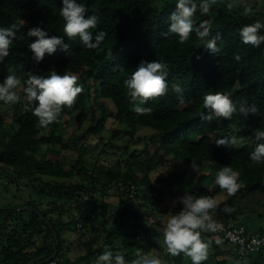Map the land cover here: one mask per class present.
<instances>
[{
	"label": "trees",
	"instance_id": "16d2710c",
	"mask_svg": "<svg viewBox=\"0 0 264 264\" xmlns=\"http://www.w3.org/2000/svg\"><path fill=\"white\" fill-rule=\"evenodd\" d=\"M156 1L86 0L88 14L97 15L100 19L98 29L108 33L99 49L90 50L81 45L78 37L64 35L61 0H0V27L18 24L20 20L23 22L18 24L17 39L10 46L9 55L0 62V80L9 74L8 71L26 77L27 72L46 75L55 69L59 74H75L82 87L73 106H62L58 121L46 128L37 126L29 100L19 102L12 125H6L0 113L2 133L9 132L0 149V168L6 169L4 173L8 175L3 178L15 188L4 185L12 200L0 206V264H45L54 252L55 258L61 260L62 251L74 250L76 244L83 247L84 255L74 262L66 259L65 264H95L105 244L111 246L114 254H124L131 264L136 249L130 250L131 245L124 238L131 239L136 234L130 227L131 232L127 235L126 220L150 223L149 218L139 213L142 208L150 212L149 216L154 220L151 222L163 229L169 210L163 202L171 193L156 189L148 173L143 171L145 163L153 166L145 150L136 153L126 147L123 152L126 159L104 169L101 183L88 186L65 184L64 180L75 174L77 165L64 170L58 162L61 150L67 148L63 143L62 124L65 119L71 120L74 130L79 131L89 117L95 120L96 111L100 118L89 127V132L101 133L108 119L123 126L130 140L136 138L138 131L147 129L152 132L150 140L156 146L159 162L172 157L192 170L190 160L195 159L200 167L208 168L205 180L196 187H182V195L184 192L210 197L225 194V201L218 203L214 211L210 210L212 217L217 218L214 220L234 221L240 215L238 209L243 200L264 206V165L254 166L249 161L256 143L264 142L256 138L257 130L264 131V44L254 47L242 43L239 37V30L244 25L257 19L264 23V14L235 0H215L206 14L197 10L196 23L209 19L211 34L221 36L217 42L218 51L212 54L198 43L195 32L183 43L176 34L168 32V19L176 0L166 2L160 8L155 7ZM229 3L233 4L232 8H228ZM248 8L252 12L245 14ZM37 25L44 27L50 36H64V42L70 46L68 53L58 48L55 54H46L39 63L33 60L27 44L36 38H29L26 33ZM92 31L95 35L97 29ZM236 54L241 57L239 61L235 60ZM156 59L169 65L166 78L169 91L165 96L148 101L145 106L152 108L150 114L138 115L133 111L134 104L130 102L123 82L142 60L151 62ZM175 84L183 87V100L174 91ZM209 91L229 95L237 105L246 101L258 110L248 116L237 111L231 119L213 117L211 121L203 120L201 113H209L203 106L202 97ZM34 103L38 104V101ZM1 104L5 103L0 101ZM235 128L243 130L237 137L245 138V144L217 146L215 140L231 138ZM43 143L46 144L44 149L41 148ZM56 145L60 150L53 149ZM39 151L41 155L37 159L36 152ZM223 166L241 172V188L231 196L215 184V172ZM174 179L176 183L183 180L181 175ZM23 188L32 193L23 195ZM140 188L143 189L141 195ZM151 190L155 197L148 195ZM113 196L117 200L111 204L108 199ZM257 197L262 198V203L256 200ZM225 204L233 208L231 213L223 212ZM23 207L31 211L21 210ZM181 208V204L177 202L173 206L172 202L171 213H178ZM111 209L117 214V223L102 242L88 229ZM37 214L53 229L57 245L49 227ZM253 215L252 212L246 217L251 219ZM254 216L255 219H264V213ZM241 225L248 232H264L261 229L250 231L249 227ZM156 237L162 239L159 241L161 248L151 250L156 251L164 264H191L190 258L183 253L175 257L168 254L162 233ZM202 238L210 241L207 260L202 264L242 261L236 254L220 249L218 245L212 246V236L202 235ZM257 255L264 260V249ZM254 257L256 255L245 260Z\"/></svg>",
	"mask_w": 264,
	"mask_h": 264
},
{
	"label": "clouds",
	"instance_id": "9594fccd",
	"mask_svg": "<svg viewBox=\"0 0 264 264\" xmlns=\"http://www.w3.org/2000/svg\"><path fill=\"white\" fill-rule=\"evenodd\" d=\"M60 16L64 20L63 33L68 38H79V42L85 49H99L108 37V33L98 29L100 19L95 14H88L86 0H61ZM215 0H176L175 8L168 19V32L176 34L181 43L188 41L193 32L199 37L198 43L204 49L214 54L218 51L219 33L211 34L212 22L203 19L196 23V13H209ZM228 8L233 4L229 3ZM252 12L251 8L245 9V14ZM23 22H18L21 25ZM17 23L9 27H0V60L9 55L10 46L17 39L19 30ZM93 29H97L93 35ZM27 37L36 38L27 44L32 53V59L41 62L45 55L52 56L59 48L65 54L69 51V44L64 42V36L49 35V32L40 25L31 27L26 33ZM211 37V38H209ZM242 43L259 47L264 44V23L259 19L246 24L239 30ZM241 59L239 54L235 60ZM26 78L10 72L0 80V101L5 104H15L20 100L18 89L23 87L27 98L32 102V114L37 118V126L46 128L57 122L62 111V106L72 107L82 87L77 83L75 74L64 72L59 74L55 69L46 75L27 72ZM169 65L163 60L141 61L136 69L124 80L130 102L134 104L133 111L138 115H148L152 108L145 106L152 98L165 96L169 91L167 77ZM23 81V83H22ZM174 91L183 100L184 89L180 84H175ZM38 104L34 103L37 102ZM202 103L208 110V115L201 113L203 120L211 121L213 117L231 119L237 111L248 116L257 112V107L248 105L241 101L239 105L233 99L222 92H206L202 97ZM256 138L264 141V131L257 130ZM217 146H226L235 143V137L218 138L215 140ZM249 161L254 166L264 165V142H257L249 154ZM193 170L199 168L195 159L190 160L189 165ZM241 172L230 166L220 167L215 172V184L225 190L229 196L234 195L241 188ZM182 205L178 213L168 215L163 227V242L170 256L175 257L183 253L189 257L191 264H202L207 260L210 241L202 238L203 232H216L220 227L211 215L218 207L216 199L210 196H195L188 192L173 200ZM233 208L227 204L223 212L231 213ZM219 242V241H218ZM135 259L131 264H164L155 250L145 251L136 248ZM95 264H129L122 253L113 252L110 245L103 246L102 253L97 257ZM236 264H247V261H237Z\"/></svg>",
	"mask_w": 264,
	"mask_h": 264
},
{
	"label": "rangeland",
	"instance_id": "374dc122",
	"mask_svg": "<svg viewBox=\"0 0 264 264\" xmlns=\"http://www.w3.org/2000/svg\"><path fill=\"white\" fill-rule=\"evenodd\" d=\"M170 0H157L155 3L156 8H160L164 3L169 2ZM238 4L243 5L245 7H255L259 11L264 14V0H235ZM2 60H0L1 62ZM9 73L11 71H8ZM26 78V77H24ZM78 79V76H77ZM23 83V81H22ZM18 94L20 96V100L17 104H1L0 105V113L3 116V120L6 125H12L14 123V112L16 109H19V102L27 101V95L23 91V87L18 89ZM95 120L100 118V114L98 111L94 114ZM92 120V117H89L85 122L84 126L81 130L75 131L73 128V122L71 120L65 119V122L62 124L63 130V143L66 144L67 148L61 150L58 162L64 170H68L74 165H77V169L75 170V174L69 178L64 180L65 184H75L78 183L88 186L92 183H101L102 182V172L104 169H109L115 165L117 161H122L126 159V156L123 155V152L126 147H129L130 151H135L136 153H140L142 150H145L148 154V158L153 163L151 166L148 162L145 163L144 170L148 173L150 181L155 185L156 189L164 193H171V196L167 197L163 205H167L168 215H171V207L172 202L177 197L181 196L183 193V188H192L196 187L199 183H202L205 180L204 174H206L209 170L206 167H199L195 170L188 169L183 165L181 161L175 160L172 157L165 159L163 162H159V158L156 154V146L153 141L150 140L151 131L147 129H142L137 132V136L134 140H130L129 136L125 133V129L123 126L117 125L112 119H108L105 123L103 131L99 134H93L89 132V127L96 121ZM240 129H233L231 133V137H235V144L238 146H242L245 144V138H238V133L242 132ZM9 133V132H8ZM7 133V134H8ZM7 134L2 133V128L0 125V149L2 145L6 142ZM46 144H42L41 148L44 149ZM59 145H56L53 149L60 150ZM41 151L36 152L37 159H40ZM124 166V163H122ZM6 169L0 168V206H3L8 201L12 200L10 191H6L4 189V185L14 188V184L10 185L9 180L3 178L8 174H5ZM176 175H181L183 180L180 183H176L173 178ZM139 178H141L142 174L139 173ZM11 180V178H10ZM139 194L141 195L142 188H140ZM27 188H23L22 194L27 195L31 194ZM139 195V197H140ZM148 195L156 194L152 193V190ZM217 200L218 203L225 201V194H220L212 197ZM116 197H111L108 201L111 204L116 202ZM256 200L262 203V198L257 197ZM253 201V200H252ZM142 203V201H141ZM163 207V206H162ZM139 213L141 215H145L149 218L151 222V216H149L150 212L146 209H139ZM239 214L236 216L234 221H231L234 224L240 223L250 228V231H260L264 230V219L257 218L255 214H263L264 206L261 204L254 205L253 203H249L246 200L241 202L240 209H238ZM254 213L251 216V219L246 214ZM217 219V218H213ZM233 220V219H232ZM154 221V220H152ZM128 225L127 235L130 234L131 228L134 229V233L136 234L133 238H128L124 235L125 242L130 244V250H134L137 247L144 249L145 251H150L152 248H161V244L159 243L161 238H157L156 236L159 233L163 234V229L157 227L153 222L152 225H155L154 228L150 223H146L144 221H133L126 220ZM117 223V214L114 210H109L102 217H99V222L95 223L94 226H91L88 229V232L92 235L97 236L100 241L103 242L106 234L110 231ZM79 227V225H77ZM95 228H98L97 231H94ZM93 229V230H92ZM129 233V234H128ZM219 241V242H218ZM77 243V242H76ZM75 243V244H76ZM160 244V245H159ZM77 247H74V250L67 251L66 249L62 252L64 255L61 256L62 264H65L66 259L74 262L79 256L84 255L85 251L81 245L76 244ZM211 245H218L220 249L228 250L233 255L235 254V249L231 246L225 245L218 238L212 236ZM162 251V250H161ZM247 261V264L250 262H255L256 264H264V260L262 256L256 255L254 259L250 258Z\"/></svg>",
	"mask_w": 264,
	"mask_h": 264
},
{
	"label": "built area",
	"instance_id": "2783aa9c",
	"mask_svg": "<svg viewBox=\"0 0 264 264\" xmlns=\"http://www.w3.org/2000/svg\"><path fill=\"white\" fill-rule=\"evenodd\" d=\"M220 227L216 232H203L202 235H210L218 238L227 246L235 249L238 260H245L249 256H254L264 249V232L252 233L241 224L215 220ZM45 264H61L59 258H54Z\"/></svg>",
	"mask_w": 264,
	"mask_h": 264
},
{
	"label": "water",
	"instance_id": "95a60500",
	"mask_svg": "<svg viewBox=\"0 0 264 264\" xmlns=\"http://www.w3.org/2000/svg\"><path fill=\"white\" fill-rule=\"evenodd\" d=\"M25 209H27V210H30L31 211V209H28V208H21V210H25ZM39 217H40V219H42L44 222H45V224L49 227V229H50V231L52 232V234H53V236H54V239H55V241H56V245H57V238H56V236H55V233H54V231H53V229L51 228V226L48 224V222L40 215V214H37ZM55 255H56V252H54V254L49 258V261L50 260H52V259H54L55 258Z\"/></svg>",
	"mask_w": 264,
	"mask_h": 264
},
{
	"label": "crops",
	"instance_id": "0c3cea01",
	"mask_svg": "<svg viewBox=\"0 0 264 264\" xmlns=\"http://www.w3.org/2000/svg\"><path fill=\"white\" fill-rule=\"evenodd\" d=\"M253 231H255V230H253Z\"/></svg>",
	"mask_w": 264,
	"mask_h": 264
}]
</instances>
